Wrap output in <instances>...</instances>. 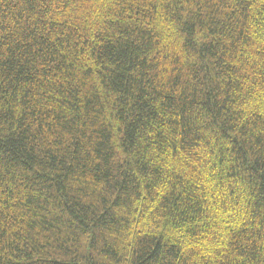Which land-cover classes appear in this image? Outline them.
<instances>
[{
	"label": "trees",
	"instance_id": "1",
	"mask_svg": "<svg viewBox=\"0 0 264 264\" xmlns=\"http://www.w3.org/2000/svg\"><path fill=\"white\" fill-rule=\"evenodd\" d=\"M0 264H264V0H0Z\"/></svg>",
	"mask_w": 264,
	"mask_h": 264
}]
</instances>
